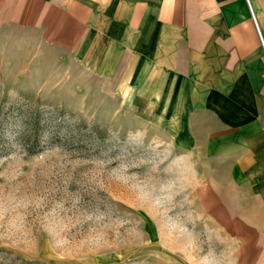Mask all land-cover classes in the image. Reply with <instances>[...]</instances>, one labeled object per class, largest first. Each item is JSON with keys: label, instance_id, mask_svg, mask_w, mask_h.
<instances>
[{"label": "rangeland", "instance_id": "374dc122", "mask_svg": "<svg viewBox=\"0 0 264 264\" xmlns=\"http://www.w3.org/2000/svg\"><path fill=\"white\" fill-rule=\"evenodd\" d=\"M102 88L0 26V264H224L193 154Z\"/></svg>", "mask_w": 264, "mask_h": 264}, {"label": "crops", "instance_id": "0c3cea01", "mask_svg": "<svg viewBox=\"0 0 264 264\" xmlns=\"http://www.w3.org/2000/svg\"><path fill=\"white\" fill-rule=\"evenodd\" d=\"M6 25L193 154L224 264H264V0H0Z\"/></svg>", "mask_w": 264, "mask_h": 264}, {"label": "built area", "instance_id": "2783aa9c", "mask_svg": "<svg viewBox=\"0 0 264 264\" xmlns=\"http://www.w3.org/2000/svg\"><path fill=\"white\" fill-rule=\"evenodd\" d=\"M252 14H253V16H254V18H255V15H254V13L252 12ZM258 30H259V28H258ZM259 33H260V31H259ZM260 37H261V40H262V44H263V46H264V40H263V38H262V35H261V33H260Z\"/></svg>", "mask_w": 264, "mask_h": 264}]
</instances>
